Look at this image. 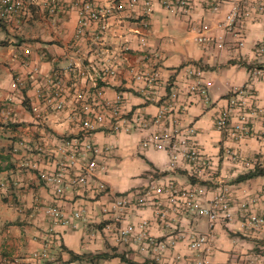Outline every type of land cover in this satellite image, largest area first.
Instances as JSON below:
<instances>
[{"label":"crops","instance_id":"obj_1","mask_svg":"<svg viewBox=\"0 0 264 264\" xmlns=\"http://www.w3.org/2000/svg\"><path fill=\"white\" fill-rule=\"evenodd\" d=\"M27 1L24 15L0 23V39L7 41L0 46V153L7 158L0 173V264H196L205 254L190 247L189 235L210 230L211 264H264V235L245 228L241 216L244 207L264 215V176L234 182L264 165V124L254 112L264 108V74L256 68L264 63V53L257 52L264 40V0H218L216 7L213 0H185L175 10L165 0H151L145 16L140 0L110 11L105 30L89 23L80 35L79 5L88 0ZM90 1L109 9L116 0ZM195 83L206 93L192 92ZM241 89L246 92L238 94ZM104 105H118L132 128L124 130L109 115L88 137L97 152L82 163L94 158L93 174L84 185L63 183L58 191L44 175L69 162L58 151L82 135L72 117H90ZM224 112L233 124L251 113L250 133L235 139L220 131L216 121ZM191 127L196 134H188ZM156 134L162 147L148 142ZM177 135L195 142L212 167L200 172L183 156L172 165ZM82 163L71 172L80 173ZM154 180L202 184L205 202L225 191L234 217L212 227L194 213L162 219L151 197L130 207ZM156 202L166 206L168 199L163 194ZM48 206L82 216L56 223ZM143 221L165 243L159 255L140 240L117 237L123 227ZM48 241L52 259L34 257ZM69 251L87 256L75 260ZM97 253L111 256L90 261Z\"/></svg>","mask_w":264,"mask_h":264},{"label":"built area","instance_id":"obj_2","mask_svg":"<svg viewBox=\"0 0 264 264\" xmlns=\"http://www.w3.org/2000/svg\"><path fill=\"white\" fill-rule=\"evenodd\" d=\"M140 0H116L112 6L107 8H101L94 4L93 1H84L80 6V24L77 30L78 35L84 33L85 28L89 23H98L101 30H105L108 24L109 12L112 10H126L129 8L135 7V5ZM144 3V16L148 15L152 11L151 0H142ZM218 0H213V4L216 7ZM27 0H0V15L5 19H13L14 17H20L25 14L27 10ZM78 4V1H76ZM164 4L166 7L175 10L179 7L186 4L185 0H165ZM235 16L232 15V18ZM144 23L147 24V20L144 19ZM206 28V27H205ZM200 41H204L203 36L199 37ZM257 52L259 54L264 53V40L260 42L257 46ZM259 72L264 74V69H259ZM17 85V83H15ZM192 92H198L200 94L206 93V88L195 83L190 86ZM245 89H241L237 93H244ZM63 107V103L58 104V108ZM259 113L264 124V108L257 109L254 111ZM163 110L159 113L161 116ZM118 105L102 106L100 111H96L92 116L82 118L73 116V121L80 126L82 130V135L75 139H68L64 141L59 146V153H63L65 157L69 159L67 165H63L60 170H57L54 174H45V179L51 184L54 185L58 191H61V184L67 183L70 185H84L87 182V178L93 174L95 169L98 166L97 161L89 159L86 163H82L90 153H96L97 149L95 144L88 140V137L104 125L109 115L111 117H116L119 121L124 123V130L129 131L132 128V123L130 119L126 116H121ZM252 120V115L249 112H244L237 123H231L227 112L222 113L216 121L217 128L222 132H227L231 138L242 139L244 136H247L251 131L250 122ZM116 129H119V125L115 126ZM189 135L196 134V129L191 127L188 131ZM260 136L264 138V126L262 127ZM161 135H154L150 142H154L157 147H162L160 143ZM146 142L144 145L146 146ZM41 149V148H40ZM174 155L172 165L175 164L178 157L183 156L187 158L191 163L196 164L200 172L202 169L211 168V161L205 157L200 148L195 142H188V138L184 135H177V140L173 145ZM42 151V149H41ZM49 156H54V152H49ZM77 162L83 164L82 171L80 173L71 172V168ZM207 192V188L202 184H191L185 187L167 184L161 185L155 180L152 181L149 191L145 196L140 197L137 200V203H131L130 207H138L144 205L147 202L148 197L153 199V202L156 206V211L162 219L170 217L172 214H186L194 213L206 216L209 220L210 226H214L219 221H224L226 223L232 221L233 211L230 207V199L225 191L219 192L213 198L208 201H204L203 197ZM165 194L168 202L164 206L159 202H156L158 196ZM259 197L264 200V187L260 191ZM38 199L36 198V203ZM122 205L128 206V201L119 202ZM245 203L243 204V206ZM245 208V207H244ZM242 209L241 216L243 217V226L248 230L264 235V215L259 214L254 211H249L248 209ZM46 213L49 215L53 222H62L65 224H71L74 219L80 218L81 212L75 211L72 216H66L62 209L58 206H48L46 208ZM55 239V234L51 233V238ZM120 240L124 242H129L131 240H140L144 244V248L152 249V251L159 255V253L166 247L165 243L160 240V238L154 236L150 232V226L147 221L141 222L139 225H128L123 227L119 231L117 236ZM188 242L190 247L198 252H203L205 258L203 261L197 262L196 264H211L208 259L210 253L214 249L215 235L213 231H208L205 233H195L192 232L189 235ZM46 247L40 252H36L34 257L39 258L42 261H48L52 259L50 247L51 243L48 241L45 245Z\"/></svg>","mask_w":264,"mask_h":264},{"label":"trees","instance_id":"obj_3","mask_svg":"<svg viewBox=\"0 0 264 264\" xmlns=\"http://www.w3.org/2000/svg\"><path fill=\"white\" fill-rule=\"evenodd\" d=\"M2 20H5V18H3L0 15V23ZM5 45H7V41L0 39V46H5ZM248 67L251 68L250 65ZM256 68L264 69V63L257 65ZM6 159L7 158L0 153V173L5 169L3 166H1V162L5 161ZM260 176H264V165L257 164L253 169H250L249 171L245 172L244 174H241L238 177H236L234 182H236V183L244 182L246 180L256 178V177H260ZM69 252L72 256V259H75V260H80L83 256H87L86 254L85 255H78L72 251H69ZM110 256L111 255L108 253H97V254L89 255L88 257H89L90 261H95V260H99L102 258H108ZM122 258L125 259L124 255H122Z\"/></svg>","mask_w":264,"mask_h":264}]
</instances>
